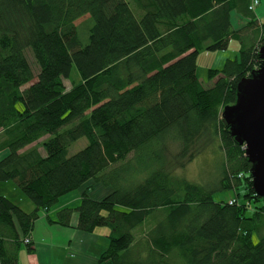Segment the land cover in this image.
Returning a JSON list of instances; mask_svg holds the SVG:
<instances>
[{
	"label": "trees",
	"instance_id": "trees-1",
	"mask_svg": "<svg viewBox=\"0 0 264 264\" xmlns=\"http://www.w3.org/2000/svg\"><path fill=\"white\" fill-rule=\"evenodd\" d=\"M253 1L0 0V181L35 207L0 195V264H17L39 212L71 190L78 206L51 221L75 211L81 231L107 226L97 264H264V195L222 112L264 64V21L252 44L230 22L231 10L254 20ZM231 38L239 57L207 69L205 87L197 56ZM214 145L217 182L176 173ZM221 190L232 196L215 200Z\"/></svg>",
	"mask_w": 264,
	"mask_h": 264
},
{
	"label": "crops",
	"instance_id": "crops-1",
	"mask_svg": "<svg viewBox=\"0 0 264 264\" xmlns=\"http://www.w3.org/2000/svg\"><path fill=\"white\" fill-rule=\"evenodd\" d=\"M246 16L239 14L235 10L229 12L231 26L234 32L240 31V36L243 37L245 44H252L256 35V21H264V0H259V4L254 10L255 19L249 14L247 9ZM249 45V44H248ZM226 48L233 50L234 58H237V53L240 50V41L237 38H231ZM210 53L204 51L199 55ZM199 55L197 57H199ZM212 68V67H210ZM218 68V67H216ZM6 149L0 151V158L4 157ZM12 180L0 181V195L8 197L18 204L26 212L34 210V205L29 206L28 198H25L23 192ZM92 196H96L95 190L90 191ZM71 193V194H70ZM66 193L65 199L57 201L48 211H40L37 219L34 221L30 230L28 239H30V248L21 242L17 247V264H97L98 256L102 253L108 244V237L102 234L101 231L94 229L93 232L81 231L76 226L78 215L74 211L71 214L69 226L59 225L56 222V212L63 207L78 206L81 198L80 190ZM63 196V195H62ZM33 204V203H32ZM31 207L26 208L23 207ZM72 205V206H71ZM30 209V210H29ZM15 229L21 233L19 225L15 220ZM20 238H24L20 234ZM11 240H8L5 246L11 245ZM102 244L99 248L97 245ZM12 246V245H11Z\"/></svg>",
	"mask_w": 264,
	"mask_h": 264
},
{
	"label": "water",
	"instance_id": "water-1",
	"mask_svg": "<svg viewBox=\"0 0 264 264\" xmlns=\"http://www.w3.org/2000/svg\"><path fill=\"white\" fill-rule=\"evenodd\" d=\"M264 59V44L260 48ZM235 103L224 107L223 118L251 163L250 175L256 192L264 195V64L237 86Z\"/></svg>",
	"mask_w": 264,
	"mask_h": 264
},
{
	"label": "rangeland",
	"instance_id": "rangeland-1",
	"mask_svg": "<svg viewBox=\"0 0 264 264\" xmlns=\"http://www.w3.org/2000/svg\"><path fill=\"white\" fill-rule=\"evenodd\" d=\"M87 17H88V15H84V17L77 19L75 22L79 25H83L84 20ZM233 53H234L233 50H231L230 48H226L225 50H217L215 52H210V53H208V55H206V53H204V54L199 55V57H197L196 74H197V77L199 78V80L202 81V83L205 87L211 85L214 81L212 79L209 80L207 78V72H208L207 69H209L210 67H212V68L222 67L224 65V63L226 62L227 58H229V57L234 58ZM24 54H25V56H27L29 63L33 62V60L35 62L34 56L32 55L30 48H26L24 50ZM238 57H239V51L237 53V58ZM73 72L76 75L75 69ZM64 83H65V86H67V87L70 86V81L68 79H65ZM0 140H2V139H0ZM86 143H87V140L85 139V137L79 138L78 141L74 142L69 147V151L71 153L72 152H78L79 149H81L82 147H84L86 145ZM219 161H220V158H219V156H217L216 147L214 145L212 147H209L202 154H199L198 157H196L194 160L188 162L184 167L177 168L176 173H181L187 179H190L191 181H194L196 183H206V184L210 185V184L217 182V180H218L217 172L220 171ZM9 181H11V180H9ZM10 183H14V182H10ZM74 191H77V190H74ZM105 191H106V188L100 187L98 190H95V193H96V195H101ZM239 192H242V188L239 189ZM232 193H233L232 191H228V190L215 191V192H213V198L215 200L219 201L221 199H226L227 197L232 196ZM64 196H67V195L64 194L63 196H61L59 201L64 200L65 199ZM25 198H27V197H25ZM27 200L29 201L28 202L29 206H33L31 200L29 198ZM23 207H25V206H23ZM26 208L28 209L31 207H25V209ZM95 229H97V231H101L102 234H105V233L107 234L109 231V228L107 226L97 227ZM138 230L142 231V228H140ZM255 238H256V236H254V240H255ZM101 245L102 244L97 245V248H99Z\"/></svg>",
	"mask_w": 264,
	"mask_h": 264
},
{
	"label": "built area",
	"instance_id": "built-area-1",
	"mask_svg": "<svg viewBox=\"0 0 264 264\" xmlns=\"http://www.w3.org/2000/svg\"><path fill=\"white\" fill-rule=\"evenodd\" d=\"M253 3L256 5L257 4V0H254ZM251 7H253V6H251ZM26 242L28 243L29 239H27Z\"/></svg>",
	"mask_w": 264,
	"mask_h": 264
}]
</instances>
